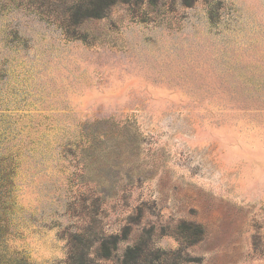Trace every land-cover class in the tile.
Wrapping results in <instances>:
<instances>
[{
  "label": "rangeland",
  "instance_id": "374dc122",
  "mask_svg": "<svg viewBox=\"0 0 264 264\" xmlns=\"http://www.w3.org/2000/svg\"><path fill=\"white\" fill-rule=\"evenodd\" d=\"M57 8L0 0V264H264V0Z\"/></svg>",
  "mask_w": 264,
  "mask_h": 264
},
{
  "label": "trees",
  "instance_id": "16d2710c",
  "mask_svg": "<svg viewBox=\"0 0 264 264\" xmlns=\"http://www.w3.org/2000/svg\"><path fill=\"white\" fill-rule=\"evenodd\" d=\"M58 2V8L51 10L45 14L53 22H57L60 28L65 33H70V28H73L72 32L75 31L81 22L88 19H100L105 16L106 10L120 2L121 0H55ZM194 0H182L184 6H189ZM149 5H156L157 0H148ZM101 144L96 146L93 143L88 142L81 148L80 151L86 152L93 151L99 152ZM92 165V163H88ZM90 166H87L88 170ZM90 174V171H87ZM108 256V255H103Z\"/></svg>",
  "mask_w": 264,
  "mask_h": 264
}]
</instances>
